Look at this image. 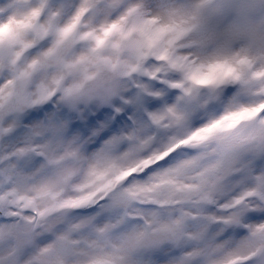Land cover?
<instances>
[{
    "label": "snow or ice",
    "instance_id": "1",
    "mask_svg": "<svg viewBox=\"0 0 264 264\" xmlns=\"http://www.w3.org/2000/svg\"><path fill=\"white\" fill-rule=\"evenodd\" d=\"M0 264H264V0H0Z\"/></svg>",
    "mask_w": 264,
    "mask_h": 264
}]
</instances>
